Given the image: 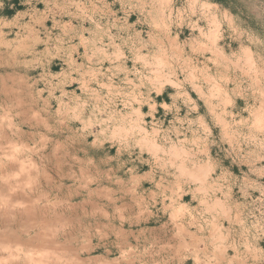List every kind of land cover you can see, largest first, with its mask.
<instances>
[{
    "label": "rangeland",
    "instance_id": "rangeland-1",
    "mask_svg": "<svg viewBox=\"0 0 264 264\" xmlns=\"http://www.w3.org/2000/svg\"><path fill=\"white\" fill-rule=\"evenodd\" d=\"M0 264H264V0H0Z\"/></svg>",
    "mask_w": 264,
    "mask_h": 264
},
{
    "label": "crops",
    "instance_id": "crops-1",
    "mask_svg": "<svg viewBox=\"0 0 264 264\" xmlns=\"http://www.w3.org/2000/svg\"><path fill=\"white\" fill-rule=\"evenodd\" d=\"M165 103H166L165 101H163L162 103H158V106L161 107V106L165 105Z\"/></svg>",
    "mask_w": 264,
    "mask_h": 264
}]
</instances>
